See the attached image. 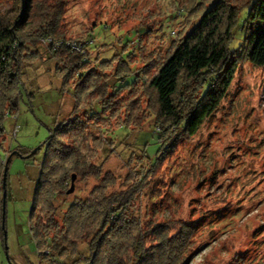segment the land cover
Instances as JSON below:
<instances>
[{
  "label": "rangeland",
  "instance_id": "374dc122",
  "mask_svg": "<svg viewBox=\"0 0 264 264\" xmlns=\"http://www.w3.org/2000/svg\"><path fill=\"white\" fill-rule=\"evenodd\" d=\"M19 1L22 0H0V11ZM35 1L41 0H31ZM45 1L48 4L53 0ZM184 3L185 0H66L58 30L64 33V40L53 42L46 36L29 46L36 57L20 73L17 112L3 120L0 138L4 149L1 165L8 159L1 186L2 191L5 187L7 199L4 237L0 226V264H50L49 258L44 259L46 250L34 248L26 222L42 143L49 130L74 119L85 124L82 143L95 150L92 164L100 168L99 178L109 173L114 179L106 194L135 186L130 209L140 221L169 222L174 229L180 223L195 227L198 252L188 264H264V67L238 60L216 113L190 140H180L150 175L160 131L153 126V99L148 98L142 83H135L130 94L125 89L117 96L120 106L131 99L136 103L132 113L135 126L111 134L117 121L125 119L127 110L120 107L117 120L111 121L107 113L100 120L96 105L91 109L81 103V108H75L70 93L74 82L62 87L54 60L49 57L50 48L59 49L64 44L70 52L89 56L87 65L91 69L96 62L112 56L117 60L134 52L129 68L137 72L142 66L141 58L149 54L163 58L174 35L183 31ZM246 12L240 11L239 23L246 18ZM244 36V31H236L228 46L229 54L237 51ZM139 46L143 49L140 52L136 50ZM108 63L103 68L107 88L114 83L118 86L112 75L116 63ZM109 89L104 99L109 97ZM89 110L94 117L88 116ZM99 182L90 176L84 180L74 178L71 192L66 194L67 189L54 202L56 218L60 219L74 200L86 198ZM77 251L87 255L82 244ZM76 259L75 254H68L54 261L85 264Z\"/></svg>",
  "mask_w": 264,
  "mask_h": 264
},
{
  "label": "trees",
  "instance_id": "16d2710c",
  "mask_svg": "<svg viewBox=\"0 0 264 264\" xmlns=\"http://www.w3.org/2000/svg\"><path fill=\"white\" fill-rule=\"evenodd\" d=\"M65 3L66 0H53L48 4L45 0H22L0 11V138L3 120L17 112L20 73L36 57L29 46H35L39 38L46 36L53 42L64 40V33L58 30ZM243 9L247 10L246 18L239 23ZM181 16L183 31L174 35L163 58L159 54L141 58L142 66L137 72L129 68L134 52L117 60L112 56L96 62L90 69L89 56L83 52H70L64 44L59 49L48 50L61 86L69 87L70 82H74L70 93L75 108H81V103L91 109L96 105L100 120L107 113L111 121L117 120L120 107L127 110L125 119L117 121L111 134L130 130L129 126L136 123L132 115L136 103L131 99L120 106L117 96L125 89L130 94L135 83H142L148 98L153 99V126L160 131L150 175L176 149L180 140H190L203 122L216 113L234 77L238 60L257 68L264 67V0H185ZM237 30L244 31L245 36L237 51L229 54L228 46ZM136 50L143 49L139 46ZM109 61L116 63L112 75L118 86L114 83L108 87L111 92L104 99L108 84L103 68L108 67ZM97 66L100 70H95ZM86 95L90 96L86 98ZM88 116L92 118L95 113L89 110ZM84 126L77 119L62 121L48 131L42 143L43 153L26 222L34 248L45 249L44 259L49 258L50 264L68 254H75L85 264H188L198 252L195 227L180 223L174 229L169 222L140 221L137 213L134 215L130 209L135 186L106 194L114 179L109 173L99 178L100 168L92 164L95 150L82 143ZM3 150L0 142V221L1 177L4 170L5 181L8 163L7 159L4 166L1 165ZM71 175L80 180L90 176L100 182L86 198L70 203L57 219L54 202L65 194ZM6 199L5 194L4 206ZM4 221L5 213L3 229ZM2 241L0 229L1 250ZM81 244L87 249L86 256L77 251Z\"/></svg>",
  "mask_w": 264,
  "mask_h": 264
},
{
  "label": "water",
  "instance_id": "95a60500",
  "mask_svg": "<svg viewBox=\"0 0 264 264\" xmlns=\"http://www.w3.org/2000/svg\"><path fill=\"white\" fill-rule=\"evenodd\" d=\"M3 177H4V170H3V173H2ZM2 177V183H1V186L3 188V185H4V178ZM74 180V176L71 175L70 176V184H69V188L68 190L66 191V194L70 193L71 190H72V182ZM4 197H5V192L2 191L1 193V221H0V226L1 228L3 229V210H4ZM5 236V232H4V229H3V237Z\"/></svg>",
  "mask_w": 264,
  "mask_h": 264
}]
</instances>
